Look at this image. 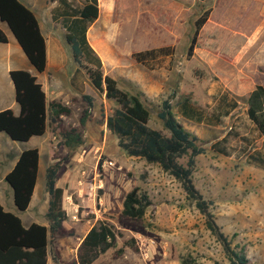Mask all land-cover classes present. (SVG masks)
Returning <instances> with one entry per match:
<instances>
[{
	"label": "rangeland",
	"instance_id": "obj_1",
	"mask_svg": "<svg viewBox=\"0 0 264 264\" xmlns=\"http://www.w3.org/2000/svg\"><path fill=\"white\" fill-rule=\"evenodd\" d=\"M21 1L31 5L37 15L51 12L55 17L54 33L63 43L65 65L52 68L49 78H62L61 97L69 98L72 106L64 123L80 126L84 137L82 145L66 146L50 131L41 148L37 193L42 198L36 210L31 207L21 214L25 221L47 220L49 193L44 164L61 162L58 185L65 189L66 227L74 228L75 234L52 240L50 264H75L81 237L102 220L116 229L117 239L94 264H232L223 241L210 229L206 215L188 197L182 183L159 165L128 155L107 129L106 116L116 105L93 87L66 40L71 14L86 0H66L69 7L63 0ZM98 3L100 17L89 24L87 33L90 31L91 41L99 50L104 73L116 74L123 88L130 89L125 80H131L142 90L138 78L169 75L160 94L144 91L152 100L150 125L163 127L158 106L170 97L176 115L183 112V125L193 128L206 142L204 152L196 157L193 180L208 200L220 230L232 247L244 250L249 264H264V136L247 114L249 92L257 84L264 85V13L260 0ZM205 12L208 21L194 54L189 56L195 22ZM99 34L112 50L110 55L99 47L95 39ZM160 47H167L160 56L147 55L142 61L134 57L136 52ZM0 55V79L10 82L5 71L8 62ZM24 58L18 56L14 63L29 64ZM83 94L93 95L95 105L81 126L82 111L87 106ZM39 141L33 140L36 144ZM0 142L9 156L24 146L5 133L0 134ZM9 159L4 160L8 163ZM106 161L113 163L105 165ZM181 162L186 163L187 158ZM6 169L5 163L0 164V201L15 209L13 190L4 179ZM137 185L152 204L144 217L131 218L124 215L123 203L127 192Z\"/></svg>",
	"mask_w": 264,
	"mask_h": 264
},
{
	"label": "trees",
	"instance_id": "obj_2",
	"mask_svg": "<svg viewBox=\"0 0 264 264\" xmlns=\"http://www.w3.org/2000/svg\"><path fill=\"white\" fill-rule=\"evenodd\" d=\"M63 1L69 7L66 0ZM99 14L98 0H86L82 7L74 9L66 40L71 45L75 62L86 72L93 87L116 105L106 116L107 129L117 137L118 146L128 155L155 163L178 179L188 197L195 200L197 207L206 215L210 229L223 241L231 263L249 264L244 250L232 247L228 236L220 230L208 200L194 183L196 157L204 152L206 142L181 123L170 97L163 99L158 106L157 115L163 127L151 126L152 100L139 85L125 80L131 88H123L118 79L104 73L102 59L87 36L89 24ZM207 15L205 12L195 22V31L188 48L189 56L194 54L199 36L208 21ZM0 22L9 26L35 72H44L47 69V38L36 13L21 0H0ZM0 41H8L1 28ZM166 49L160 47L140 51L134 53V57L142 61L147 55L160 56ZM10 77L15 86V99L20 105V113L16 114L11 108L0 111V132L15 141L27 142L31 137L44 135L50 129L66 146L78 147L84 143L82 128L68 127L64 123L62 116L71 114L70 105L58 100L48 101L37 76L27 69H13ZM82 98L87 103L80 118L81 126H84L95 105V98L90 94H83ZM247 105L249 119L264 136L263 84H257L251 91ZM182 158H187V162H181ZM39 161L40 151L37 147L25 149L6 175L19 211H26L31 203ZM61 167V162H54L46 170L48 225L34 222L25 226L19 214L6 210L0 202V264H48L52 240L75 234L74 228L66 227L69 215L64 205L65 189L57 183ZM151 204L148 194L137 185L127 192L123 213L131 218H142ZM116 239V229L106 221H99L80 242L75 264H94L100 254L115 245Z\"/></svg>",
	"mask_w": 264,
	"mask_h": 264
},
{
	"label": "crops",
	"instance_id": "obj_3",
	"mask_svg": "<svg viewBox=\"0 0 264 264\" xmlns=\"http://www.w3.org/2000/svg\"><path fill=\"white\" fill-rule=\"evenodd\" d=\"M260 3H261V7H260L261 10L260 11L262 13H264V0H260ZM28 4H31V3H28ZM29 6H31V5H29ZM44 14L45 13H42L41 15L36 14L38 17L41 29L47 38V69L42 73L35 72V70L33 69L32 65L29 61V59L25 55L22 47L17 42L15 36L11 32L9 26L6 23L0 22V28L5 32L7 39H8L7 42H1L0 41V54H3V60L8 62V65L5 69V71H6L8 77L10 79V82H8L6 79H3V80L0 79V111L11 108L14 110V112L16 114L20 113V105L18 104V102L15 99V86H14V83H13L11 77H10V71L13 69H27V70L31 71L32 73H34L37 76L38 81L42 84V86L46 92V96H47L48 101L58 100V101H61V102L66 103V104L71 106L69 98L67 99V97H65V98L61 97L63 95V91H62L63 84L61 81L62 78L59 76H55L54 78H52L53 80H51V78H49V72L52 68L57 70V69L64 67V65H65V50H64L63 43H62L59 35H56V33H54L55 29H56L55 17L51 14V12H49V15L47 14L46 16H44ZM100 14H99V17H100ZM87 36H88L89 42L91 43L93 48L97 52H99L95 43L91 41L90 31L87 33ZM95 39H96L97 43L99 44V47H101V49H103V51H105V53H108V55H110L112 53V50L109 48V46L104 43L103 39H101L100 34L98 35V37L96 36ZM18 56L19 57H25L24 59H27L26 61H28L29 64L26 63V65L24 66V65H18L16 63H14V61H16ZM0 60H2V57H0ZM116 63H117V60H116ZM157 73H160V72L158 71ZM160 75H162V74H155L152 76L151 79L138 78L137 81L139 82L140 85H142V87L144 89L143 91H145L148 95L160 94V92L163 91L165 81H167V79L169 77V75L166 74V76H163L162 79H159L158 77ZM112 76L114 78H116V74L112 75ZM252 90L253 89H251V91ZM251 91L249 92V94L251 93ZM181 116H183V112H181L177 115L178 119L181 121V123H183ZM62 117L65 121V116L63 115ZM188 128L191 129L192 131H194L193 128H191L189 126H188ZM1 133H4V132H0V134ZM86 134H87V132H86ZM49 136H50V129H48L44 135L33 136L29 139V141L21 142V143H24V146L15 150V154L13 156H11V155L9 156V154H8L9 152H7V150H3V148H1V142H0V164L5 163L7 165V169L5 170L6 172L4 173L5 174L4 175L5 181H6L7 173L12 170V168L16 164L20 154L25 149H28V148H33V147H37L38 149H39V147H40V149L43 148L42 146H44V143H45V141H47ZM7 137L14 142H20V141H15V140L11 139L8 135H7ZM35 138L40 139L39 143L36 144L33 142V140ZM40 149H39V151H40ZM42 155H43V152L41 149L40 159H41ZM5 158H10L9 159L10 161H8V163H7L6 160H4ZM49 165H50V163H47L45 161V164H44V167L46 168L45 169V188H46V170H47V167ZM40 176H41V165H40V161H39L37 183H36V186L34 189V193L32 196L31 203H30V205L26 211H19L17 206L15 205V202H14L15 209H8L4 205V203H2L0 201L6 210L19 214V216L22 218L25 226H28L34 222L48 225V220H41L39 218L40 220L38 219V221H34L33 218H30V219H27V221H25V219L22 216L31 207L34 208L35 210H36V208H38L37 203L40 200V198H42V196L39 193H37V188H38ZM57 183H58V179H57ZM0 192H1V190H0ZM13 197H14V194H13ZM46 202H47L46 210H48L47 208H48L49 200L47 199V197H46ZM20 212H22V213H20ZM46 214H47V211H46ZM84 236L81 237V239L77 245L76 250L78 249V246H79L80 242L82 241V239L84 238ZM48 264H50V249H49V256H48Z\"/></svg>",
	"mask_w": 264,
	"mask_h": 264
},
{
	"label": "built area",
	"instance_id": "obj_4",
	"mask_svg": "<svg viewBox=\"0 0 264 264\" xmlns=\"http://www.w3.org/2000/svg\"><path fill=\"white\" fill-rule=\"evenodd\" d=\"M113 162L112 161H106L105 162V165H107V164H112Z\"/></svg>",
	"mask_w": 264,
	"mask_h": 264
}]
</instances>
